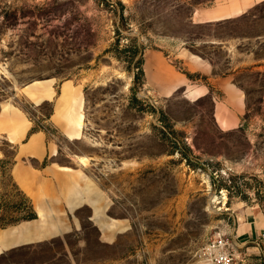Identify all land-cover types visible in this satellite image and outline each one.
I'll list each match as a JSON object with an SVG mask.
<instances>
[{
    "label": "rangeland",
    "instance_id": "1",
    "mask_svg": "<svg viewBox=\"0 0 264 264\" xmlns=\"http://www.w3.org/2000/svg\"><path fill=\"white\" fill-rule=\"evenodd\" d=\"M214 1L0 0V105L16 104L60 144L57 163L75 168L69 157H86L88 177L111 203L107 217L125 226L103 238L83 208L79 231L10 250L0 264H211L204 249L219 237L234 244V264H264V235L241 236L243 225L264 222V3L221 28L193 26L194 10ZM142 51L180 73L190 53L231 74L246 93L242 126L221 130L209 96L163 97L146 82L134 95L128 61L135 70ZM49 79L82 89L86 139L69 142L45 124L51 103L17 96ZM0 150L9 158L0 168V229H9L28 221L31 203L10 178L14 150L3 138Z\"/></svg>",
    "mask_w": 264,
    "mask_h": 264
},
{
    "label": "crops",
    "instance_id": "2",
    "mask_svg": "<svg viewBox=\"0 0 264 264\" xmlns=\"http://www.w3.org/2000/svg\"><path fill=\"white\" fill-rule=\"evenodd\" d=\"M262 3L264 0H215L210 6L196 8L191 20L195 25L233 20ZM181 59L187 72L204 76L209 83L191 81L186 74L174 70L163 56L150 54L144 61L146 84L163 97H170L180 89L191 102L209 96L213 100L216 125L223 131L239 129L246 113V96L231 80V74H215L213 64L198 55L184 53ZM212 88L217 95L212 93ZM20 95L33 107L52 104L44 122L56 134L69 142L86 139L84 96L80 87L69 81L58 83L49 79L24 86L17 94ZM34 128L35 123L22 108L9 101L0 105V138L14 150L9 175L37 216L12 228L0 229V256L79 231L78 213L83 208L91 210L89 220L103 238L115 239L125 226L107 217L111 203L98 183L88 177L87 164L83 162L86 157H69L76 163L75 168L57 163L63 148L43 129L32 132ZM8 159L0 150V168ZM241 231L246 242L259 240L264 235V222L245 224Z\"/></svg>",
    "mask_w": 264,
    "mask_h": 264
},
{
    "label": "trees",
    "instance_id": "3",
    "mask_svg": "<svg viewBox=\"0 0 264 264\" xmlns=\"http://www.w3.org/2000/svg\"><path fill=\"white\" fill-rule=\"evenodd\" d=\"M248 14H249V12H248L247 14H245V15L239 17V18L246 17ZM239 18H237V19H239ZM233 20H236V19H233ZM228 21H230V20H228ZM228 21L219 22V23H214V24H207V25H195V24H193V26H198V27H201V26H211V27H215V28H216V27H217V28H221V27H223V25H224L226 22H228ZM201 36H202V35H201ZM201 36H199V40H200V42H206V43H209V42L206 41V40H202V37H201ZM203 37H204V35H203ZM214 38H216V39H220V38H217L216 36H214ZM211 43H213V42H211ZM196 55H199V56H201L202 58L209 60V58H207V57H205V56H202V55H200V54H196ZM132 60H133V58H131V60L128 61V64H129L128 69H129L130 72H133V73H134V87L132 88V92H133L134 95H136V93H137V91H138V88H139V87H143V86L145 85V82H146V75H145V71H144V61H145V58H144V53H143V51L140 52V58H139L137 64L135 65V67H134L135 70L130 69V68H131L130 64H131ZM209 61L212 62L211 60H209ZM183 73L186 74V76L188 77V79H190V80H192V81H199V80H202V81H204V82L206 81L205 77H202L201 75H198V74H190V73L187 72V71H183ZM224 75H226V74H224ZM227 75H228V74H227ZM236 85H237V84H236ZM237 86H238V85H237ZM238 87L244 91V89H243L241 86H238ZM245 94H246V93H245ZM210 98H211V97H210ZM211 100H212V98H211ZM212 101H213V100H212ZM194 103H195V102H194ZM213 113H214V112H213ZM163 117H164V116H163ZM213 118H214V114H213ZM164 119H165V117H164ZM214 120H215V119H214ZM34 131H36L35 128L32 130V132H34ZM173 134H177V135H178V133H176V132H173ZM171 141H172V143H173L175 146L177 145L176 138H171ZM179 153L181 154V157H182L184 160H186V163H187L190 167L193 168V167L195 166V165L191 164L190 161H189V159H188V154H191V153H192V150H191V149H185V148H184V149H181V150L179 151ZM36 218H37V216H36L34 210L32 209V206H31V214H30V215L28 216V218L25 219V220L30 221V220H34V219H36Z\"/></svg>",
    "mask_w": 264,
    "mask_h": 264
},
{
    "label": "built area",
    "instance_id": "4",
    "mask_svg": "<svg viewBox=\"0 0 264 264\" xmlns=\"http://www.w3.org/2000/svg\"><path fill=\"white\" fill-rule=\"evenodd\" d=\"M236 248L224 237L213 240L205 249L204 257L211 264H234Z\"/></svg>",
    "mask_w": 264,
    "mask_h": 264
},
{
    "label": "bare ground",
    "instance_id": "5",
    "mask_svg": "<svg viewBox=\"0 0 264 264\" xmlns=\"http://www.w3.org/2000/svg\"><path fill=\"white\" fill-rule=\"evenodd\" d=\"M85 161H86V158H84V160H83V162L86 164V162H85Z\"/></svg>",
    "mask_w": 264,
    "mask_h": 264
}]
</instances>
